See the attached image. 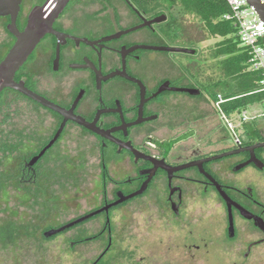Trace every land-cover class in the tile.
<instances>
[{
  "label": "flooded vegetation",
  "instance_id": "flooded-vegetation-1",
  "mask_svg": "<svg viewBox=\"0 0 264 264\" xmlns=\"http://www.w3.org/2000/svg\"><path fill=\"white\" fill-rule=\"evenodd\" d=\"M43 1L41 0V3ZM73 1L70 0L66 9ZM107 1L115 10L117 21L114 22L111 14L103 10L101 2H98L100 7L93 12L92 17L101 19L98 25L111 26L113 28L112 32L105 36L90 34H76L73 36L96 41L152 19V17L131 8L124 0H120L124 5L125 13L130 15L132 19L128 24L121 25L116 4L111 0ZM97 11L101 12L95 14ZM20 13L21 8L18 14V28H22L26 22L25 19L24 25L21 26ZM117 25L120 27H116ZM54 28L67 33L66 28L57 27L55 23ZM92 28H95V24L92 25ZM92 28H88L89 32L92 31ZM141 30H147L148 33H157L161 36V33L156 31L154 23L133 31L139 32ZM133 31L121 34L117 38L93 44L83 42L76 44L72 39H66L60 45V55L56 69L53 68L56 47L55 36L48 34L47 37L41 40L49 38L51 41L52 51L48 58V65L53 73H63L65 77L70 78L72 72L84 71L88 73L97 91L96 99L91 104L90 101L85 99L86 91L80 87L74 89L69 100L65 102L62 100V103L60 99H57V96L37 90L32 83L33 77L24 69V65L29 60L18 70V73L16 72L15 80L23 81L27 88L58 105H63L62 107L66 109L73 105L76 96L81 91L82 96L75 103L73 113L83 117L88 122L96 119V125L103 129L124 126L122 129L111 132V136L121 143L130 141L135 148H138L131 139L132 131L134 129L140 132L144 130L152 131L153 129L148 127V124L158 117L159 110L165 106L163 96L172 92L164 91L155 97H151L166 79L158 81L153 87L149 88L142 78L132 73L130 63L132 61L141 62L142 56L145 54L143 50L146 49L128 51L130 47L136 44L163 45L161 42L155 44L152 41L127 39L126 35ZM70 32L68 30L67 34ZM82 43L85 45L84 50L71 55L67 60L64 59L62 54L64 48L68 45L75 48ZM34 53L33 51V55ZM122 53L124 54L127 74L140 79L145 86L144 97H151L144 102L140 110L141 117L156 116L155 119L134 126H128L127 124L139 117L140 94L139 87L135 83L120 76H114L102 81L100 88H97L95 74L90 68L74 67L75 65L84 64L94 65L96 68L100 66L102 74L105 75L122 68ZM114 61L116 62L115 65L113 64ZM106 63L112 65L108 70L104 69ZM84 77L85 75H76L71 81L82 80ZM112 79L113 81L110 82ZM184 86L193 87L191 84ZM131 88L135 91V102L129 105L127 100L132 98ZM8 91L22 95L10 88L4 89L1 95ZM22 96L29 99L24 95ZM33 102L40 105L35 101ZM43 108L55 113L58 120L53 131L43 143L22 160L18 178L23 182L30 183L35 180L37 165L49 148L34 164L29 165V161L53 137L62 120V116L58 113ZM18 117L17 111L5 110L3 122L11 123L12 120L17 122L19 121L17 120ZM222 118L224 117L222 116ZM210 119L216 123L214 133H205L201 139L195 135L187 136L184 141L190 143L188 149H183L180 144H177L181 142L180 140L173 141V135H169L165 140V148L169 147L167 153L163 152V149L161 152L155 153L153 149H156V145L149 141L142 145L145 151L141 149L140 151L152 155L158 160L162 159L168 170L158 167L141 194L110 206L107 210L101 211L50 237H44L43 234L46 230L59 228L76 218L113 203L118 199V192L128 195L137 190L148 177V174H142L140 171L153 167V163L148 160L138 159L135 161L133 154L126 148H120L119 144L113 139L96 135L68 120L64 129L68 124H72L94 135L99 141V149L100 146H103L105 153L108 148H111L113 152L120 156L128 155L136 166V172L131 175H124L121 178H115L112 175L108 177L100 176L97 180L100 188L98 205L65 222L47 227L42 231V236L51 239L97 219L90 230L85 231L84 234L74 235L69 239V246L79 245L81 248L82 252L78 255V260L80 259L83 264H263L264 188L262 187V176L258 172H264V146L255 147V145L264 142V133L253 130L249 135L243 136L244 139H240L239 143H230L221 123L220 115L212 114ZM64 129L54 144L61 139ZM169 131H171V128H169ZM215 133L217 134L216 138ZM1 134L0 148L2 150H12L21 143L22 132L18 129H5ZM235 150L239 151L230 153ZM220 154L225 155L217 159L207 160ZM179 166L184 167L176 169ZM247 169H254L256 172L246 180L241 179L239 175ZM131 202L136 204L134 216L132 215L130 221L123 227V224H121V227H117L115 211Z\"/></svg>",
  "mask_w": 264,
  "mask_h": 264
},
{
  "label": "rangeland",
  "instance_id": "rangeland-1",
  "mask_svg": "<svg viewBox=\"0 0 264 264\" xmlns=\"http://www.w3.org/2000/svg\"><path fill=\"white\" fill-rule=\"evenodd\" d=\"M111 1L116 4L119 11L120 24H128L132 19L130 15L125 13L123 3L120 0ZM98 2L99 0H74L55 21V25L60 28L69 27L66 29L68 33L70 29L83 30L92 28V25L95 24L97 31L93 32L94 28H92V32H89L90 35H108L113 28L111 26L103 27L102 24L98 25L101 19L92 17L93 12L100 7ZM38 3H41V0H22L19 19L21 26L24 25L31 8ZM100 12L97 11L95 14ZM76 19L83 21V23H79ZM5 22L6 18L0 17V61L14 41V38L5 30ZM157 24L154 23L156 31H158ZM116 27L120 26L117 25ZM147 33V30L133 31L128 33L126 38ZM69 34L76 35L71 32ZM177 35L180 42L200 43L201 47L196 46L198 47L197 53L143 51L151 53V55L166 56L172 59L184 76L189 79L190 84H194L196 79L200 80L198 68L203 64L200 55H203L208 49V45L215 40H203L200 24L189 20L177 30ZM152 42L169 44V41L162 34L161 41L153 39ZM71 47L68 45L62 50L65 60L85 49L83 43L77 46L78 49ZM51 51L52 45L49 38L40 41L34 50L33 58L24 65V69L33 77V86L39 91L57 96L60 102L62 100L67 101L74 89L80 87L86 91L85 99L90 101V104L94 102L97 91L88 73L84 71L72 72L70 73L71 78L65 77L63 73H53L48 65ZM76 75H85V77L82 80L77 79L72 82L71 80ZM112 81L113 79L110 80V82ZM165 81H169L173 86H181L179 85L180 79H166ZM174 94L176 97L184 95L177 92ZM204 94L202 91L201 95ZM174 103L171 102V104ZM263 106L260 104L255 105V107H248L246 109L248 117L260 113ZM5 110L17 111L19 116L17 120L19 121L14 122L11 119V123L3 122ZM220 117L228 139L232 140V132L227 126V123L231 122L230 119L222 118L221 115ZM57 120L58 116L55 113L15 92L8 91L0 97V134L5 129L9 130L10 128L22 132L21 143L14 149L2 150L0 148V264H83L80 259L78 260V255L82 252L81 248L79 245L69 246V239L74 235L84 234L85 231L90 230L97 219L51 239L44 238L42 231L98 205L100 188L97 180L101 176V167L97 138L72 124H68L61 139L48 149L46 155L38 163L35 180L29 183L18 178L22 160L34 152L51 134ZM250 122L259 124V130L264 133V117H256ZM235 123L232 124L235 125ZM235 131L241 133L238 129ZM0 141H2L1 138ZM11 141L13 140L11 139ZM136 147L145 151V148L140 144H136ZM106 158L109 174L115 178L136 172L133 160L126 154L120 156L108 148ZM255 172L254 169H247L239 176L246 180ZM258 174L262 176V187L264 188V172H258ZM134 209H136V204L131 202L115 211L117 227H121V224L123 227L130 221L136 212Z\"/></svg>",
  "mask_w": 264,
  "mask_h": 264
},
{
  "label": "water",
  "instance_id": "water-1",
  "mask_svg": "<svg viewBox=\"0 0 264 264\" xmlns=\"http://www.w3.org/2000/svg\"><path fill=\"white\" fill-rule=\"evenodd\" d=\"M70 0H44L41 4H37L31 8L29 11L25 25L20 29L17 26V18L18 14L21 8L22 0H0V17H8L9 21L6 24V30L14 37V41L12 45L9 47L7 52L5 53L4 57L0 61V93L6 89L10 88L14 91H17L21 93L22 95L28 97L29 99L39 103L43 107L58 113L62 116V120L54 133L53 137L48 141V143L40 150V152L35 155L30 161L29 165L34 164L38 158L48 149L50 148L54 142L59 137L60 133L64 129V126L68 120H71L75 122L76 124L86 128L87 130L91 131L92 133L99 135L104 138H110L113 139V141L117 142L120 146V148H126L128 149L134 156V160L137 161L138 159L148 160L153 163V167L151 169H144L141 170L140 173L148 174L147 179L141 184V186L133 191L132 193L128 195H123L122 192H118L117 196L118 199L114 201L113 203L109 204L108 206H104L102 208H99L95 211H92L86 215H83L79 218H76L62 226L56 229H49L44 232V237H50L58 232H61L62 230L76 224L79 222L84 221L85 219L108 209L110 206H114L116 204L121 203L122 201L129 199L133 196L141 194L151 178V176L155 173L156 169L158 167L166 168V165L164 164V161L162 159L158 160L152 155H147L144 152L138 150L135 148L130 141L121 143L120 141L115 140L111 136V132L122 129L124 126L119 127H112L109 129H103L96 125V119H94L91 122L86 121L83 117L76 115L73 113V108L75 106V103L79 100V98L82 96V92L80 91L79 94L76 96L75 101L73 105L66 109L48 99H46L44 96L38 94L37 92L32 91L31 89L27 88L24 85L23 81H16L15 80V74L16 72L25 64L28 57L33 53L36 46L39 44V42L48 34L54 35L56 38V47H55V58L53 61V68H57V62L60 55V45L63 44L66 39H72L75 41L76 44L79 42H83L86 44H93L97 43L99 41H106L113 38L119 37L121 34L136 30L137 28H140L142 26H150L153 23H158L166 19V15L162 14L159 16H156L150 20L144 21L142 24L138 26H134L132 28H128L126 30H123L117 34H112L106 37H102L99 40L91 41L88 38L85 37H76L70 34H67L65 32L56 30L54 28V23L57 20V18L60 16V14L64 11L66 6ZM247 2L252 5L255 10L257 11L260 18L264 21V5L260 3L259 0H247ZM135 49H146V50H157V51H166V52H183L188 54H195L196 50L186 47H178V46H169V45H153V44H136L133 45L128 49V51H132ZM76 68H90L94 74H95V82L97 88H100V85L102 81H105L107 79H110L114 76H120L124 79H127L130 82L135 83L139 87V117L131 122L128 123V126H134L138 125L144 121L152 120L156 116H149L142 118L141 117V108L145 101H147L151 97H155L157 94L164 92V91H170V92H183L187 93L189 95H198L200 93V90L195 87H186V86H170L169 81H164L156 90L154 94H152L151 97L145 98V86L142 83V81L136 77H133L129 74H127L125 70V59L124 54L122 53V68L116 69L111 71L108 74L103 75L100 66L95 67L94 65H75ZM264 146L263 143H259L255 145V147ZM239 150L232 151L238 152ZM225 153V154H230ZM225 154L216 155L213 157H210L207 160L217 159ZM260 166V165H259ZM184 166L176 167V169L183 168ZM186 167V166H185ZM261 167V166H260ZM219 189V186H218ZM224 195V194H223ZM224 197H226L224 195Z\"/></svg>",
  "mask_w": 264,
  "mask_h": 264
},
{
  "label": "trees",
  "instance_id": "trees-1",
  "mask_svg": "<svg viewBox=\"0 0 264 264\" xmlns=\"http://www.w3.org/2000/svg\"><path fill=\"white\" fill-rule=\"evenodd\" d=\"M124 1L131 8L148 17L166 15V19L157 24V30L169 41V44L163 43L164 45L191 48L197 53L198 47L196 46L201 47L200 43L180 42L177 35V30L182 28L188 20L200 24L203 40H215L208 45L206 52L200 55L203 62L198 68L200 80L196 79L191 86L199 88L200 93L203 91L213 105L217 94H221L226 101L220 105L218 112L224 118L232 121L239 120L243 110L255 107V105H264V91H257L261 87V74L250 69L247 62L248 56L239 44L235 26L231 21L223 19V14L229 11L225 0ZM99 2L103 4V10L109 12L116 22L117 15L109 2L107 0H99ZM5 18L4 25L9 21L8 17ZM9 35L13 37L10 33ZM32 57L33 53L27 61ZM250 127L249 124L243 123L242 134H248ZM106 159L105 148L100 146V171L103 177L110 175Z\"/></svg>",
  "mask_w": 264,
  "mask_h": 264
},
{
  "label": "crops",
  "instance_id": "crops-1",
  "mask_svg": "<svg viewBox=\"0 0 264 264\" xmlns=\"http://www.w3.org/2000/svg\"><path fill=\"white\" fill-rule=\"evenodd\" d=\"M76 20L79 23H83V21L79 19ZM64 28L67 29L69 27ZM93 30V32L97 31L96 28ZM69 31L79 35L90 34L88 28L83 30H79L78 28L76 30L70 29ZM130 39L143 41H152L154 39L155 41H161V36L157 33H147L142 35H134ZM115 61L113 63L114 65L116 64ZM110 66H112L110 63H106L104 65V69L108 70ZM130 69L132 73L142 78L149 88L153 87L158 81L164 79H180L181 86L190 84L189 79L180 71L178 65L172 59L166 56L151 55V53L146 52L142 56L141 62L132 61L130 63ZM183 94L184 95L182 97H176L174 92L164 95L163 100L165 102V106L159 110L158 117L156 119L154 118L155 120L148 124V127L153 130H144L140 132L134 129L131 133V139L133 142L135 144L145 145L146 141H149L156 145V149H153L155 153L161 152L162 149L164 150L163 152L167 153L169 147L165 148V140L169 135H173V141L180 140L181 142L177 144H180L183 149H188L190 143L184 141L187 136L195 135L199 136V139H201L205 133H214L216 123L212 121L210 117L215 113L218 116L221 115L215 106L209 101L206 95H201V93L198 95H189L187 93ZM131 95L132 98L127 100L129 105L135 102V91L133 88H131ZM171 102L175 103L171 104ZM243 111L246 112V110ZM256 117H259V113L248 117L246 121H241L240 118L239 120L235 121L230 120L231 123L236 122L235 125H232L234 130L238 129V131H241V133L235 131L241 139L243 135L242 132L244 131L242 128L243 123H247L251 126L249 128L248 134L243 136L249 135L253 130H259V124H253L250 122L251 119H255ZM169 128H171V131H169ZM214 136L216 138L217 134L215 133ZM229 141L230 143L234 142L233 139H229Z\"/></svg>",
  "mask_w": 264,
  "mask_h": 264
},
{
  "label": "built area",
  "instance_id": "built-area-1",
  "mask_svg": "<svg viewBox=\"0 0 264 264\" xmlns=\"http://www.w3.org/2000/svg\"><path fill=\"white\" fill-rule=\"evenodd\" d=\"M225 1L229 11L223 14V19L231 21L235 26L239 44L248 56L247 62L250 69L261 74V87L257 91H264V21L247 0ZM259 1L264 5V0ZM225 101L226 99L221 94H217V99L214 102L215 108L220 111V105ZM259 116L264 117V106ZM247 118L246 112L243 111L240 120L246 121ZM227 125L232 132L234 143H239L240 137L236 134L232 123L228 122Z\"/></svg>",
  "mask_w": 264,
  "mask_h": 264
}]
</instances>
